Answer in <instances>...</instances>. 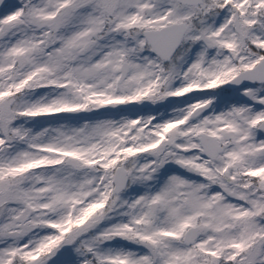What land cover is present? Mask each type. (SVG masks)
Masks as SVG:
<instances>
[{
  "label": "snow or ice",
  "instance_id": "6c2138e0",
  "mask_svg": "<svg viewBox=\"0 0 264 264\" xmlns=\"http://www.w3.org/2000/svg\"><path fill=\"white\" fill-rule=\"evenodd\" d=\"M0 264H264V0H0Z\"/></svg>",
  "mask_w": 264,
  "mask_h": 264
},
{
  "label": "rangeland",
  "instance_id": "374dc122",
  "mask_svg": "<svg viewBox=\"0 0 264 264\" xmlns=\"http://www.w3.org/2000/svg\"><path fill=\"white\" fill-rule=\"evenodd\" d=\"M181 99H183V98H181Z\"/></svg>",
  "mask_w": 264,
  "mask_h": 264
}]
</instances>
